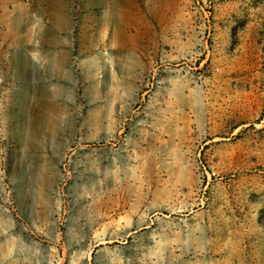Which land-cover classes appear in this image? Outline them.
I'll list each match as a JSON object with an SVG mask.
<instances>
[{"label": "rangeland", "instance_id": "rangeland-1", "mask_svg": "<svg viewBox=\"0 0 264 264\" xmlns=\"http://www.w3.org/2000/svg\"><path fill=\"white\" fill-rule=\"evenodd\" d=\"M0 264H264V0H0Z\"/></svg>", "mask_w": 264, "mask_h": 264}, {"label": "crops", "instance_id": "crops-1", "mask_svg": "<svg viewBox=\"0 0 264 264\" xmlns=\"http://www.w3.org/2000/svg\"><path fill=\"white\" fill-rule=\"evenodd\" d=\"M34 20L38 21L36 24L37 31H44L45 29L50 32L52 40L60 39L61 36H68L70 34L71 17L70 15H35ZM43 20L41 23L40 20ZM86 27L83 24L79 26V29ZM92 27H94L92 25ZM57 37V38H56ZM60 43L51 44L44 40L39 39V43L33 44L31 49L23 51L25 61H30L32 65L39 67L45 61H60L63 64H67L72 60L74 52L72 45L59 40ZM57 43V42H56ZM75 55V54H74ZM76 59L80 58V54H77Z\"/></svg>", "mask_w": 264, "mask_h": 264}]
</instances>
